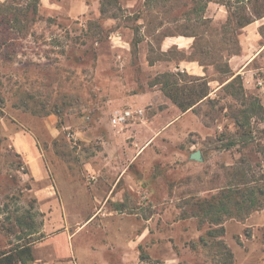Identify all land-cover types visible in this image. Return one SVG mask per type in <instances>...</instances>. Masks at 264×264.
I'll return each instance as SVG.
<instances>
[{
  "label": "rangeland",
  "instance_id": "374dc122",
  "mask_svg": "<svg viewBox=\"0 0 264 264\" xmlns=\"http://www.w3.org/2000/svg\"><path fill=\"white\" fill-rule=\"evenodd\" d=\"M76 1L72 17L71 0H0V252L43 237L15 225L31 212L39 231L56 235L50 251L59 245L77 264H264V209L228 220V233L206 247L198 240L209 225L193 216L237 168L264 186V50L241 75L244 100L262 105L244 134L233 117L242 98L217 71L239 66L230 63L248 34L239 20L264 14V0H108L104 14L103 0ZM192 34L188 51H164L165 38ZM183 56L210 81L211 102L194 110L206 136L170 130L176 105L151 85L168 72L198 77L180 69ZM124 108L144 117L112 126ZM197 150L203 162L189 159ZM96 180L116 186L111 197L95 198ZM51 183L59 210L35 195Z\"/></svg>",
  "mask_w": 264,
  "mask_h": 264
},
{
  "label": "trees",
  "instance_id": "16d2710c",
  "mask_svg": "<svg viewBox=\"0 0 264 264\" xmlns=\"http://www.w3.org/2000/svg\"><path fill=\"white\" fill-rule=\"evenodd\" d=\"M107 1L103 0L101 4L102 14L106 13L105 5ZM114 1L116 3V0ZM223 5L228 6L226 4ZM262 18H264V14H256L253 18H248L245 21L239 20V26L243 28ZM260 33L263 35L262 29ZM188 36L193 38L197 37L195 34ZM137 45L138 42L135 43V49ZM169 51L164 52V55L169 53ZM184 60L200 62L197 59L183 56L181 61ZM154 62L149 60L150 65H153ZM217 71L224 75L223 79L218 80L220 85L223 86L222 88L229 91L235 98H242L241 109L235 112L233 117L236 128L242 133L246 132L247 126L250 125L252 115L262 109V105L256 98H251L250 103H247L246 99L244 100L245 89L242 76L241 74L233 72L229 64H226L223 69H217ZM206 77H194L185 72H168L159 74L151 85L160 84L166 96L182 112H186L189 109L195 110L199 103H203L204 101L211 102L210 93L212 90L209 86L210 81H207ZM181 81L184 82L181 83ZM203 81L206 82L204 84H198ZM234 145V142H229L226 149ZM232 176L234 177L232 180H228L225 185L218 187V193L195 203L198 212H194L193 216L199 218L200 224L207 223L209 225V230L206 235L202 234L198 240V244L203 247L207 246L208 240L222 238L226 234L224 224L228 220L244 221L252 213L264 208V186L258 184L253 186L256 180H249L246 173L238 170V168L232 173ZM15 225L20 228V232L26 231L25 233H27L28 238L34 237L39 233L34 214H31V212H28L26 216H16ZM34 242L29 241L17 244L8 252H0V264L31 263L34 260L32 253V245ZM229 256L232 258L233 254L229 253Z\"/></svg>",
  "mask_w": 264,
  "mask_h": 264
},
{
  "label": "crops",
  "instance_id": "0c3cea01",
  "mask_svg": "<svg viewBox=\"0 0 264 264\" xmlns=\"http://www.w3.org/2000/svg\"><path fill=\"white\" fill-rule=\"evenodd\" d=\"M75 1L76 0H71L72 7L67 9L69 16H72V17H77L78 14L80 13L79 8H78L79 2L76 1L78 4V7H76ZM48 5L50 7L55 6V4L51 2H49ZM258 23L259 21L256 20L252 22L251 24L247 25V27L245 28L246 31H248V34L245 37L246 40L240 44L241 48L239 49V53H237V55L234 54V57L231 59V62H230L231 66H233V61H238L235 59H239L240 61V64L239 66H237V68L233 67L234 71H239V72H236V74L244 75L243 74L244 69H247L248 65H250L256 59V57H258V55L261 54V52H263L264 50L263 37L260 31L257 29V27H263L264 23H261V24H258ZM249 32H251L252 34H249ZM193 41H194L193 38L188 37V36H185V37L180 36V37H175V38L167 37L163 40L164 45H166L164 48V51H166L167 49L173 46H177L180 50L188 51L193 46ZM179 67L181 70H186L190 74L197 75L198 77L205 76L204 68L200 66L197 62L181 61ZM171 111H174V112L178 111V113L171 119L169 126H167V127H170V130L172 127L174 128L179 127L181 128V132L182 131L183 133L185 132L184 134L198 133L202 136H206L209 134L208 128L203 126L201 121L197 118V116L194 113V109H189L186 112H182L177 106H171ZM149 147L148 148L146 146L143 147L144 151L146 150L148 151ZM31 155L34 158V154H31ZM28 164L29 165L31 164L30 167L33 168L34 170L36 169L35 163L33 164V162H28ZM101 183L102 181L99 183L98 180H96L94 184L93 193L95 194V198L99 199L100 197L104 195V193H105V196L111 197L116 186L108 185V183L106 182L104 184L105 188L103 189V187L101 186ZM60 190L61 189L59 185L54 186V184L51 183V184H47L43 186H38L35 189V195L40 203L44 202L45 200L57 201L58 195L61 193ZM56 204H57L56 208L59 210L58 201ZM263 209L260 211H263ZM260 211H256V212L258 213ZM252 215L253 213L250 216ZM248 218L246 220H248ZM91 219H89L87 222H89ZM47 226L48 225H44L41 231H39L38 234H41V235L43 234V237L39 241H37L35 244L32 245V253H33L34 260L28 264H77L74 261H66L64 260V258L61 257V252H60L61 248L59 245L56 248L52 246L53 250L50 251V244H46V243H50V241H52L53 237H56V235L47 233ZM224 226L226 229V233H228V221L224 224ZM80 229H83V228L80 227ZM70 239L71 238H69L68 245L71 249L73 245ZM73 250H74V247H73Z\"/></svg>",
  "mask_w": 264,
  "mask_h": 264
},
{
  "label": "built area",
  "instance_id": "2783aa9c",
  "mask_svg": "<svg viewBox=\"0 0 264 264\" xmlns=\"http://www.w3.org/2000/svg\"><path fill=\"white\" fill-rule=\"evenodd\" d=\"M144 117L143 109H116L112 113L111 125L114 127L125 126L130 124L132 121L141 120Z\"/></svg>",
  "mask_w": 264,
  "mask_h": 264
},
{
  "label": "water",
  "instance_id": "95a60500",
  "mask_svg": "<svg viewBox=\"0 0 264 264\" xmlns=\"http://www.w3.org/2000/svg\"><path fill=\"white\" fill-rule=\"evenodd\" d=\"M190 159H191V160H194V161H197V162H203V161H204L203 154H202V152L199 151V150L193 152V153L190 155Z\"/></svg>",
  "mask_w": 264,
  "mask_h": 264
}]
</instances>
